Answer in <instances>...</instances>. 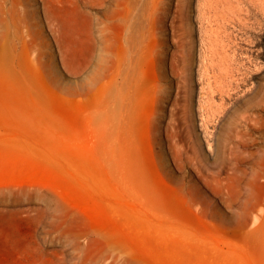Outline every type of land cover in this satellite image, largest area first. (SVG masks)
<instances>
[{
    "label": "rangeland",
    "instance_id": "374dc122",
    "mask_svg": "<svg viewBox=\"0 0 264 264\" xmlns=\"http://www.w3.org/2000/svg\"><path fill=\"white\" fill-rule=\"evenodd\" d=\"M206 1L0 0V264H264V0Z\"/></svg>",
    "mask_w": 264,
    "mask_h": 264
},
{
    "label": "crops",
    "instance_id": "0c3cea01",
    "mask_svg": "<svg viewBox=\"0 0 264 264\" xmlns=\"http://www.w3.org/2000/svg\"><path fill=\"white\" fill-rule=\"evenodd\" d=\"M48 248V247H47ZM43 245L20 244L17 245L15 259L11 260V264H45Z\"/></svg>",
    "mask_w": 264,
    "mask_h": 264
},
{
    "label": "bare ground",
    "instance_id": "6f19581e",
    "mask_svg": "<svg viewBox=\"0 0 264 264\" xmlns=\"http://www.w3.org/2000/svg\"><path fill=\"white\" fill-rule=\"evenodd\" d=\"M104 1H105V0H104ZM199 1H201V0H199ZM205 1H206V0H203V3L201 4V6H200V3H201V2L198 3L199 6H200V8H201L202 5L205 3ZM241 1H242V0H241ZM241 1H240V2H241ZM206 3H207V4L204 5L203 9L206 8L205 6L208 5V1H206ZM124 7H125V6H124ZM126 7H127V6H126ZM120 9H121V8H120ZM126 9H127V8H126ZM125 13L127 14V12H125ZM115 14H116V13H115ZM115 14H114V15H115ZM121 14H122V13H121ZM114 15L111 14V18H112V19H115V16H114ZM201 15H202V12H201ZM203 15H204V14H203ZM203 15H202V16H203ZM116 16H117V15H116ZM202 16H199V18H201ZM203 17L205 18V16H203ZM118 19H119V18H118ZM118 19H117V20H118ZM109 20H110V19H109ZM94 21H95V20H94ZM107 21H108V20H107ZM200 21H202V20L200 19ZM123 22H124V21H123ZM112 23H114V22H112ZM124 23H125V22H124ZM201 23H202V22H201ZM103 24H104V22H103ZM109 24H110V23H109ZM118 24H119V22H118ZM101 26H102V25H101ZM203 26H204V25H203ZM203 26L201 25L202 28H204ZM202 28H201V29H202ZM109 29H111V28H109ZM112 29H113V28H112ZM112 29H111V30H112ZM124 29H125V27H124ZM104 31H105V30H104ZM122 31H123V29H122ZM112 32H113V31H112ZM119 34H120V33H119ZM119 34H118V35H119ZM100 35H101V33H100ZM100 35H99V36H100ZM121 35H122V33L120 34V36H121ZM100 38H101V37H100ZM108 38H109V37H108ZM102 39H103V38H102ZM109 39H110V38H109ZM113 39H114V38H113ZM133 41H134V40H133ZM113 42H114V41H112V43H113ZM133 43H134V42H133ZM133 43H132V44H133ZM135 43H136V42H135ZM113 45H115V44H113ZM133 46H134V45H133ZM133 46H131V47H133ZM135 46H136V45H135ZM114 47H115V46H114ZM101 48H102V47H101ZM120 51H122V50H120ZM126 51H127V50H126ZM130 52H131V51H130ZM116 53H118V52H116ZM125 55H126V54H125ZM116 56H117V55H116ZM126 56H127V55H126ZM128 56H129V55H128ZM110 58H111V60L113 61V63H112L111 66L114 68V69L112 70V72H111V74H112V81H113V83H115V82L117 81V76H118V72H117V70H118L119 67H121V66H119V65L117 64V63L120 62V61H118V62L115 61V58L113 57V55H110ZM127 58H128V57H127ZM129 58H131V57L129 56ZM129 60H130V59H129ZM121 62H122V61H121ZM123 62H124V61H123ZM125 62H126V60H125ZM126 63H127V62H126ZM126 63H125V65H126ZM123 64H124V63H123ZM129 64H130V63H129ZM122 66H123V65H122ZM126 66H127V65H126ZM133 67H134V66H133ZM135 67H136V66H135ZM135 67H134V68H135Z\"/></svg>",
    "mask_w": 264,
    "mask_h": 264
}]
</instances>
